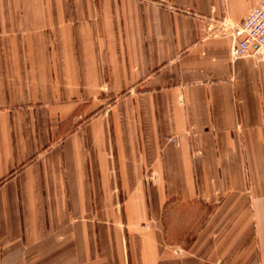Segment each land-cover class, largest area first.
Here are the masks:
<instances>
[{
    "label": "crops",
    "instance_id": "0c3cea01",
    "mask_svg": "<svg viewBox=\"0 0 264 264\" xmlns=\"http://www.w3.org/2000/svg\"><path fill=\"white\" fill-rule=\"evenodd\" d=\"M260 1L0 0V264H264Z\"/></svg>",
    "mask_w": 264,
    "mask_h": 264
},
{
    "label": "built area",
    "instance_id": "2783aa9c",
    "mask_svg": "<svg viewBox=\"0 0 264 264\" xmlns=\"http://www.w3.org/2000/svg\"><path fill=\"white\" fill-rule=\"evenodd\" d=\"M220 33L234 40L235 58L255 55L264 60V0L239 23L222 24Z\"/></svg>",
    "mask_w": 264,
    "mask_h": 264
},
{
    "label": "rangeland",
    "instance_id": "374dc122",
    "mask_svg": "<svg viewBox=\"0 0 264 264\" xmlns=\"http://www.w3.org/2000/svg\"><path fill=\"white\" fill-rule=\"evenodd\" d=\"M114 99L113 102H115ZM208 203V202H206ZM180 208L175 210L172 214H166V222L171 227V231L175 238H187L190 239L195 234L197 223L204 222L207 219L208 211L210 212L212 205L210 202L207 205L200 203L180 204ZM203 206V207H201ZM190 224H192L193 230H189Z\"/></svg>",
    "mask_w": 264,
    "mask_h": 264
}]
</instances>
